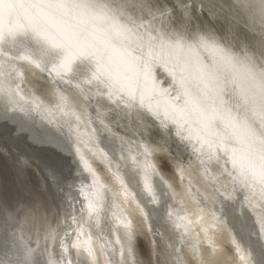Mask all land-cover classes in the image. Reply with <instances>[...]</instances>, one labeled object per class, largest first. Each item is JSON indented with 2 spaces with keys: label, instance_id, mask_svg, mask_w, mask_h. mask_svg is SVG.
<instances>
[{
  "label": "snow or ice",
  "instance_id": "1",
  "mask_svg": "<svg viewBox=\"0 0 264 264\" xmlns=\"http://www.w3.org/2000/svg\"><path fill=\"white\" fill-rule=\"evenodd\" d=\"M0 121L75 165L0 192V264H264V0H0Z\"/></svg>",
  "mask_w": 264,
  "mask_h": 264
},
{
  "label": "bare ground",
  "instance_id": "2",
  "mask_svg": "<svg viewBox=\"0 0 264 264\" xmlns=\"http://www.w3.org/2000/svg\"><path fill=\"white\" fill-rule=\"evenodd\" d=\"M243 22H241L242 24ZM155 77L158 82L160 89H170L171 77L162 67L157 66L154 69ZM45 81L39 76H29L22 87L26 92H36L40 94V85L44 84ZM171 95H175L174 91L170 89ZM44 98V97H42ZM167 97L163 94L160 99L163 102ZM47 127V125H46ZM41 129L36 128L33 132L23 131L18 129L17 125H14L7 121H0V153H3L6 165L3 166L0 171V192L6 197L12 198L19 195L17 188L14 187V180L16 184H19V179L24 178L28 183V187L39 188L42 185L47 186L46 193V205L51 211L55 207L56 202V186L50 181H45L44 177L50 175L51 168L53 165L56 166L58 171H61L64 175H68L75 169V165L69 168V162L72 157L68 156L66 152L60 150V145L57 140H41V142H34L31 139L33 135H40ZM86 151V155H89ZM31 159V167L23 165L24 160ZM95 165L100 169H105V165L93 158ZM118 162L117 159L113 160V167ZM19 164L21 167H25L26 171L20 173V177L16 176L15 165ZM87 175V173H85ZM189 201H185L187 206ZM219 205L216 206L219 214ZM141 232L137 237V254L138 258L144 260L149 253V241L150 237L143 231V225H141ZM210 231H213L210 229ZM235 233H229L228 228L225 226L223 230H215L214 236L216 242L221 246L224 251L223 259L227 260L232 245L230 243L231 235ZM187 253L188 250L184 249Z\"/></svg>",
  "mask_w": 264,
  "mask_h": 264
}]
</instances>
